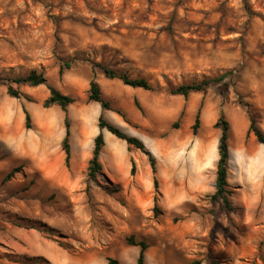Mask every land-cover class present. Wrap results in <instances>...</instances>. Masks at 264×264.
Returning a JSON list of instances; mask_svg holds the SVG:
<instances>
[{"label":"rangeland","instance_id":"374dc122","mask_svg":"<svg viewBox=\"0 0 264 264\" xmlns=\"http://www.w3.org/2000/svg\"><path fill=\"white\" fill-rule=\"evenodd\" d=\"M99 64L152 90L107 79ZM33 70L45 85L11 82ZM225 73V98L220 84L186 99L169 93ZM92 77L111 110L88 101ZM8 85L30 101L10 97ZM47 87L73 98L66 113L43 107ZM221 112L230 125L229 207L210 198ZM100 115L143 142L155 173L144 153L99 130ZM250 120L264 136V0H0V264H136L130 236L148 245L145 264H264V144ZM43 129L53 146L42 171L30 140ZM99 132L101 171L88 180ZM111 149L121 172L110 167Z\"/></svg>","mask_w":264,"mask_h":264},{"label":"trees","instance_id":"16d2710c","mask_svg":"<svg viewBox=\"0 0 264 264\" xmlns=\"http://www.w3.org/2000/svg\"><path fill=\"white\" fill-rule=\"evenodd\" d=\"M244 7L247 9V4L244 2ZM66 68H69V64H65ZM98 67L101 69L103 75L107 79H117L119 80L123 85L128 86L132 89H142L144 91H151L152 87L148 83L147 80L142 78H133L129 76L127 73L117 71L110 69L109 67L99 64ZM63 67H60L59 73L62 74ZM230 73L222 74L221 76L214 78V79H206L202 80L200 82H192L189 84H182L177 87L171 88L169 90V93L171 95H178L182 96L183 98H187L190 94L196 93V92H202L205 91L210 85L212 84H220V91L222 94V98H225L226 92H227V84L223 82ZM12 83L16 85H27L29 87H38L41 85L46 84V78L42 72L37 71H30L27 75L22 77H17L11 80ZM49 95L43 102L44 108H50L52 106H58L61 111L66 113V109L68 106H70L74 100L69 95H65L61 93L59 90L53 88V87H47ZM88 101L94 102L100 104L102 110H111L110 104L107 101H104L101 97L100 87L97 83L95 77H92L91 81L89 82V90H88ZM7 93L10 97L13 98H20L24 97L28 101L30 99L22 94L18 89L13 88L11 85H8L7 87ZM135 107L141 111V108L137 101H134ZM24 114V127L25 129L29 130L31 128L30 124V115L28 112L23 109ZM200 109L198 110L196 117L194 119V123L192 125V131L195 134L197 128L200 124ZM97 126L99 130H107L110 134L115 136L117 139L124 141L128 147H133L142 153H144L150 162L152 172L155 173V163L152 155L149 151L145 149V146L141 140H139L136 137L130 136L126 133H124L120 128L116 127L115 125L109 123L106 121L102 115L98 117L97 120ZM176 127V126H175ZM214 128L218 129L220 131V136L218 139L217 144V153H218V159L216 162V178L214 182V193L211 195L212 201L222 200L225 207H229V202L226 199V194L228 193V181H227V175H228V163H229V132H230V125L228 121L225 119L223 113L221 112L218 116L217 120L214 123ZM248 132L253 133L256 140L264 144V136L262 132L257 128L255 125V122L253 120H250ZM69 136H70V124L68 121L67 116L64 117V137L61 141V149L64 153V164L66 167L69 166V159H70V147H69ZM104 146V136L102 132H99L95 138L93 139V147L91 151V157L88 161L87 168H86V176L88 180H95L96 176L101 171V163L99 160L101 150ZM130 173L133 175L134 173V162H131V169ZM11 174L7 175L4 178V181H6ZM154 188H157V181L154 180ZM154 201V207L153 209L156 210V196L153 198ZM128 245L139 247V253L137 255L136 264H145V251L148 248V245L144 241H134L133 236H130L127 240ZM39 261V260H38ZM108 264H119L117 260L109 258ZM198 264V263H196ZM214 264H219L215 262Z\"/></svg>","mask_w":264,"mask_h":264},{"label":"crops","instance_id":"0c3cea01","mask_svg":"<svg viewBox=\"0 0 264 264\" xmlns=\"http://www.w3.org/2000/svg\"><path fill=\"white\" fill-rule=\"evenodd\" d=\"M47 134L48 133L45 131V129H43V130H41V132H40V134L38 136H36L35 138L30 140L31 144L34 145V147H35V150H36L35 151L36 152L35 155L39 154V156H40V161L36 164L37 165L36 167H37V169H40L42 171L45 170V168H46V162H47V160L49 158V154H48L49 145H51L47 141V138H46ZM61 139H62V136L58 138V141H57L56 145H58L60 143ZM52 146L53 145H51V147ZM24 153H27V152L24 150ZM58 160L59 159H57V162H56L57 164H58Z\"/></svg>","mask_w":264,"mask_h":264},{"label":"bare ground","instance_id":"6f19581e","mask_svg":"<svg viewBox=\"0 0 264 264\" xmlns=\"http://www.w3.org/2000/svg\"><path fill=\"white\" fill-rule=\"evenodd\" d=\"M7 113H9V109L7 110ZM14 114V113H13ZM9 119V118H8ZM85 119V118H84ZM12 123V122H11ZM10 124V123H9ZM12 127V126H11ZM6 130H7V132H10V137L11 138H14V134L12 133V130L10 129V127H6ZM81 137V136H80ZM79 140H80V138H79ZM80 142V141H79ZM116 150H112L111 149V158L113 157L114 158V160H112L113 162L110 164V167L113 169V170H115V171H122V167H123V162L121 161H119V158H118V156H117V154H116V152H115ZM121 167V168H120ZM57 263H58V261H56Z\"/></svg>","mask_w":264,"mask_h":264}]
</instances>
